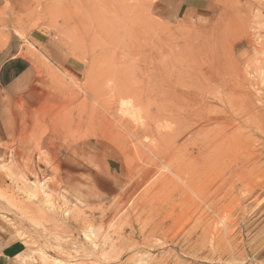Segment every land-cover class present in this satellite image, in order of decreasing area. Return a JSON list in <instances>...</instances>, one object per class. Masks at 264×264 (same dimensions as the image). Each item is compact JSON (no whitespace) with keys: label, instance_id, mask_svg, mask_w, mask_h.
<instances>
[{"label":"rangeland","instance_id":"obj_1","mask_svg":"<svg viewBox=\"0 0 264 264\" xmlns=\"http://www.w3.org/2000/svg\"><path fill=\"white\" fill-rule=\"evenodd\" d=\"M205 1L178 18L159 0H0V50L15 43L35 61L40 96L0 162V204L21 213V220L4 217L22 243V264H43V252L67 264H197L191 258L199 257L264 264V0ZM180 129L189 132L178 142L186 139V149L211 136L212 149L233 151L203 193L172 177ZM61 161L113 176L117 185L76 200L60 179ZM88 228L98 248L85 239ZM212 251L220 255L210 258Z\"/></svg>","mask_w":264,"mask_h":264},{"label":"crops","instance_id":"obj_2","mask_svg":"<svg viewBox=\"0 0 264 264\" xmlns=\"http://www.w3.org/2000/svg\"><path fill=\"white\" fill-rule=\"evenodd\" d=\"M159 2L167 14H173L178 18L206 6L205 0H159ZM16 49L17 45L14 43L0 50V162L7 156L8 147L22 136L28 123L29 111L38 106L37 102L40 99L35 61L20 55ZM80 150V154L85 155L84 147L76 148L77 157ZM93 150L95 156L98 148ZM82 160L83 157L80 161ZM92 163L94 162H90ZM61 164L60 179L65 188L70 190L69 193L76 196L73 197L76 200L78 197L94 199L101 193L110 194V188L117 185L113 176L91 169L81 170L85 169L83 164L76 163V166L72 164V168H64V161H61ZM102 177L107 178L112 184L102 181ZM15 231L13 224L0 214V264H22L24 250L21 241L15 238Z\"/></svg>","mask_w":264,"mask_h":264},{"label":"bare ground","instance_id":"obj_3","mask_svg":"<svg viewBox=\"0 0 264 264\" xmlns=\"http://www.w3.org/2000/svg\"><path fill=\"white\" fill-rule=\"evenodd\" d=\"M257 15V14H256ZM19 33V32H18ZM244 36V35H243ZM251 44V43H250ZM69 47V46H68ZM256 50V49H255ZM255 54V53H254ZM260 53H257L256 54V56H258ZM255 56V58H258V57H256ZM261 58V57H260ZM262 60V59H261ZM261 63V62H260ZM262 69V68H261ZM132 93V92H131ZM127 94V93H126ZM95 95V94H94ZM127 109H129V108H127ZM133 111V110H132ZM133 116L135 117V113H133ZM130 117H131V114H130ZM133 117V118H134ZM236 123V122H235ZM234 123V124H235ZM208 124V123H207ZM183 125V124H182ZM205 126V125H204ZM237 127V126H236ZM250 127V126H249ZM257 127V126H256ZM127 128V127H126ZM183 129V128H182ZM242 129V128H241ZM240 129V130H241ZM186 130V129H185ZM185 130H181L180 129V131H178V132H174V139H173V143L174 144H176V147L177 148H179V150H178V152H177V154H176V156H174V162H172L173 164H169L170 165V167L172 168V172L174 173L173 174V178H174V182L176 181L175 179H181L182 181H183V183H185V185H186V187H188V191H189V188L191 189V190H193L196 194H198V193H203L202 192V189L204 188L203 186H206V188H207V185H208V183L206 184V182H209V180H210V176L212 175V174H216V172L218 171V170H221V168L224 166L225 167V165H224V158L227 156V155H231V153L233 152L232 150V152L230 151V149L232 148V146H234L233 148H234V150L235 151H237V149H235V145H237V143L235 144V142H233L234 140H236V137H235V139L232 141V137H231V140L230 141H232L235 145H231V147L229 148V150L228 151H230L231 153H229L228 154V152H227V150L226 149H221V147H220V150H222V151H218L217 150V148L214 150V149H212V147L209 145V144H207L208 142L210 143L211 142V139L210 138H213V137H209V139H210V141H209V139H208V142H206V140H204L205 138H206V136H205V138H204V136H203V138H202V140H204L203 142L201 141V143H205V144H203V145H199V146H195L194 145V147H192V146H190V148L189 149H186L187 147H186V145H185V143L187 144V140L185 139V141H184V143H182V144H180V143H178L179 142V140H183L184 138H186V133H189V132H187V131H185ZM188 130V129H187ZM203 130V129H202ZM196 131H198V129L196 130ZM235 131H237V130H235ZM239 131V130H238ZM203 132H204V130H203ZM231 132L233 133L234 131H230V134H231ZM197 133V132H196ZM229 133V132H228ZM228 133L226 132L225 133V135L224 136H226V134L228 135ZM236 133V132H235ZM165 134V133H164ZM169 134V133H168ZM242 134V133H241ZM244 134V133H243ZM243 134H242V137H243ZM246 135H247V133H245ZM233 136V135H232ZM241 136V135H240ZM245 136V135H244ZM170 138V137H169ZM217 138V137H216ZM216 138H214V141L215 140H217ZM226 138H227V140H228V137L226 136ZM238 138H240V137H238L237 136V139ZM243 139V138H242ZM241 139V140H242ZM192 140V139H191ZM196 139H194V141H195ZM201 140V139H200ZM222 140H224V139H222ZM228 140V142H230ZM213 141V142H214ZM172 142V141H171ZM183 142V141H182ZM225 142L226 141H222V144H221V140H220V145L219 146H223V144L225 145ZM191 143H192V141H191ZM190 143V144H191ZM198 143H199V141H198ZM232 143V144H233ZM243 143L244 142H242V145H241V147L243 146ZM189 144V145H190ZM193 144V143H192ZM191 144V145H192ZM194 144H196V143H194ZM210 144H212V143H210ZM215 144V145H214ZM214 146H216L217 144H216V142H214ZM231 144V143H230ZM229 144V145H230ZM246 144H247V142H246ZM248 145V144H247ZM218 146V147H219ZM245 147H243V148H247V146L246 145H244ZM256 146V145H255ZM138 147V146H137ZM140 147V146H139ZM138 147V148H139ZM228 147V146H227ZM238 148L240 147V146H237ZM240 147V148H241ZM141 148V147H140ZM215 148V147H214ZM225 148V147H224ZM242 148V149H243ZM248 148H249V145H248ZM247 148V149H248ZM144 149V148H143ZM219 149V148H218ZM241 149V151H243ZM141 150V153H142V149H140ZM217 150V151H216ZM224 150V151H223ZM226 150V151H225ZM245 150V149H244ZM147 151V150H146ZM175 152V151H174ZM238 152V151H237ZM239 152H240V150H239ZM257 152V151H256ZM227 153V154H226ZM242 153V152H241ZM245 153H246V151H245ZM144 154H145V152H144ZM144 154H143V156H144ZM149 154V153H148ZM147 154V155H148ZM233 154V153H232ZM235 154H237V156H238V153H236L235 152ZM234 154V155H235ZM249 154H251V153H249ZM253 154V153H252ZM226 155V156H225ZM243 157H245L246 155H248V154H241ZM240 155V156H241ZM245 155V156H244ZM255 155V154H254ZM225 156V157H224ZM232 156V155H231ZM230 156V157H231ZM241 156V157H242ZM249 156H251V155H249ZM170 157V156H169ZM229 157V158H230ZM240 157V158H241ZM149 158V157H148ZM234 158V157H233ZM232 157L230 158V159H232V160H234ZM235 158H236V156H235ZM246 158V157H245ZM227 159H228V157H227ZM243 159V158H242ZM248 159V158H247ZM254 159V158H253ZM165 160V159H164ZM226 160V159H225ZM227 161H230V160H227ZM227 161H225V164H226V162ZM237 161H238V159H237ZM241 161V160H240ZM250 161V160H249ZM154 162H156V161H154ZM251 162H253V160L251 161ZM233 163V162H232ZM236 164H237V162H235ZM239 163V162H238ZM254 163H255V160H254ZM167 164V163H166ZM230 163L228 162V164L227 165H229ZM252 164V163H251ZM258 165H259V163H257ZM172 165V166H171ZM230 165H232V164H230ZM240 165H242L241 163H240ZM153 166V165H152ZM162 166V165H161ZM259 166H261V165H259ZM165 167V166H164ZM246 167V166H245ZM244 167V168H245ZM253 167H254V165H253ZM170 168V169H171ZM237 168V167H236ZM255 168V167H254ZM259 167H257V169H258ZM166 169V168H165ZM218 169V170H217ZM228 169V168H227ZM217 170V171H216ZM229 170V169H228ZM239 170V169H238ZM241 170V169H240ZM244 170V169H243ZM262 170V169H261ZM166 171V170H165ZM213 171H215V172H213ZM252 171V170H251ZM259 171H260V169H259ZM167 172V171H166ZM211 172H213V173H211ZM230 173V172H229ZM243 173V172H242ZM241 173V174H242ZM214 174V175H215ZM238 174V173H237ZM237 174H236V176H237ZM245 174V173H244ZM262 174H263V172H262ZM169 175V174H168ZM167 175V173H166V176H168ZM243 175V174H242ZM264 175V174H263ZM151 176H153V175H151ZM174 176H176L177 178H175ZM215 176H218V175H215ZM249 176V175H248ZM251 176V175H250ZM261 176V175H260ZM171 177V178H172ZM229 177V176H228ZM238 177V176H237ZM236 177V178H237ZM162 178H163V176H162ZM259 178V177H258ZM262 178H263V176H262ZM211 179H213L212 177H211ZM216 179V178H215ZM240 179V178H239ZM242 179H244V178H242ZM250 179H251V177H250ZM165 180V179H164ZM170 180V178L169 179H167V182ZM173 180V179H172ZM257 180V179H256ZM259 180V179H258ZM262 180V179H261ZM264 180V179H263ZM212 181V180H211ZM210 181V182H211ZM173 182V183H174ZM204 182H205V184L206 185H204ZM252 182V181H251ZM254 182V181H253ZM263 182V181H262ZM169 183L171 184L172 182H170L169 181ZM172 183V184H173ZM259 183H261V182H259ZM177 184V183H176ZM175 184V185H176ZM210 184V183H209ZM249 184H250V181H249ZM262 184H264V182L262 183ZM175 185H173L174 186V189H175V187H177V186H175ZM181 186V185H180ZM248 186V185H247ZM260 186V185H259ZM263 185H261V187H262ZM179 187V186H178ZM182 187V186H181ZM237 187V186H236ZM235 187V188H236ZM168 189V188H167ZM177 189H179V188H176V192L178 191ZM185 189H187V188H185ZM246 189V188H245ZM252 189V188H251ZM250 189V190H251ZM254 189V188H253ZM170 190H171V187H170ZM183 190V189H182ZM248 190H249V188H248ZM172 191V190H171ZM180 192H181V190H179ZM206 191H207V189H206ZM209 191V190H208ZM229 191H231V190H229ZM245 192H247L246 190H244ZM253 191V190H252ZM169 193H170V191H168ZM180 192H179V194H180ZM186 192H187V190H186ZM223 192V191H222ZM221 192V193H222ZM238 192V191H237ZM254 192V191H253ZM164 193V192H163ZM178 193V192H177ZM182 193V192H181ZM230 193V192H229ZM247 193H249L250 194V191L249 192H247ZM247 193H245L246 195H247ZM252 193V192H251ZM168 194V193H167ZM167 194H166V196H167ZM172 194V193H171ZM223 194V193H222ZM240 194V193H239ZM244 194V195H245ZM248 194V195H249ZM206 195V194H205ZM207 195H209V192H207ZM241 195H243V193L241 194ZM247 195V196H248ZM165 196V197H166ZM171 196V195H170ZM170 196H169V198H170ZM173 196H175L174 194H173ZM173 196L171 197V198H173ZM213 196V195H212ZM211 196V197H212ZM238 196V195H237ZM251 196H252V194H251ZM250 195H249V197H251ZM258 196V195H257ZM164 197V198H165ZM178 197H180V196H178L177 195V198ZM206 197H208V196H205V198ZM215 197V196H214ZM221 196H219V198H220ZM227 197V195H225V198ZM232 197V196H231ZM176 198V197H175ZM202 198V197H201ZM205 198H203V200H205ZM224 198V197H223ZM223 198H220L221 200H223ZM241 198V197H240ZM258 198H260V197H258ZM257 198V199H258ZM174 199V198H173ZM210 199V198H209ZM212 199H213V197H212ZM211 199V200H212ZM215 199H216V197L214 198V201H215ZM237 199V198H236ZM236 199H234L233 200V202L236 200ZM263 199V198H262ZM207 200V199H206ZM217 200V199H216ZM241 200V199H240ZM220 201V200H219ZM238 201V200H237ZM237 201H235V202H237ZM260 201V200H259ZM0 202H3L2 201V199H0ZM242 202V201H241ZM241 202H239V203H241ZM253 202V201H252ZM257 202H258V200H257ZM172 203V202H171ZM208 204H210L211 202L209 201V202H207ZM218 203V202H217ZM220 203H221V201H220ZM254 203V202H253ZM165 204H167L166 202H165ZM207 204V205H208ZM214 204V203H213ZM237 204V203H236ZM172 205V204H171ZM197 205H199V204H197ZM204 205V204H203ZM215 205H216V203H215ZM214 205V206H215ZM3 204L1 205L0 204V213L3 215V216H5V217H8V218H11V219H14L18 214L20 215L21 213L19 212V213H17V211H14V210H16V209H14L15 207L11 204H9L8 203V209H4L3 207ZM213 206V207H214ZM218 206V205H217ZM241 206V205H240ZM53 207V206H52ZM202 207V206H201ZM208 207V206H207ZM213 207H212V205L211 206H209V209H213ZM236 207H238V204H237V206ZM167 208H169V206L167 207ZM166 208V209H167ZM215 208V207H214ZM219 208V211H214V212H216V213H218V214H220V212H222V210L223 209H220V206L218 207ZM240 208V207H239ZM248 208H250V207H248ZM53 209V208H52ZM165 209V208H164ZM165 209V210H166ZM205 209V208H204ZM227 209H228V207H227ZM235 209V208H234ZM237 209V208H236ZM8 210V211H7ZM176 210V209H175ZM203 210V209H202ZM215 210V209H214ZM221 210V211H220ZM162 211H164V210H162ZM204 211H206V210H204ZM207 211L209 212L210 210H208L207 209ZM246 211V210H245ZM256 211V210H255ZM16 212V213H15ZM200 212V211H199ZM202 212V211H201ZM200 212V213H201ZM211 212V211H210ZM234 212V211H233ZM158 214H159V212H157ZM166 213V212H165ZM205 212H203V214H204ZM207 213V212H206ZM245 213V212H244ZM247 213V212H246ZM15 214V215H14ZM17 214V215H16ZM158 214H156V215H158ZM198 214V213H197ZM241 214H242V212H241ZM69 215V214H68ZM161 215V214H160ZM205 215V214H204ZM207 215H208V213H207ZM210 215V214H209ZM208 215V216H209ZM244 215V214H243ZM248 215V214H247ZM67 216V215H66ZM198 216V215H197ZM224 216V215H223ZM222 216V217H223ZM232 216V215H231ZM21 217V216H20ZM20 217L18 216V217H16V218H19V220H21L20 219ZM25 217V216H24ZM24 217H22V219L24 218ZM202 217H203V215H202ZM205 217V216H204ZM203 217V218H204ZM214 217V216H213ZM220 217V216H219ZM221 217V218H222ZM201 218V217H200ZM25 219V218H24ZM23 219V220H24ZM197 220V219H196ZM203 220V219H202ZM207 220V219H206ZM205 220V221H206ZM209 220V219H208ZM208 220H207V222L204 224L203 223V226H204V228L206 227L205 225H207V223H209L210 221H211V219H210V221L208 222ZM213 220V219H212ZM218 221H219V219H217ZM204 221V220H203ZM202 221V222H203ZM215 221V220H214ZM214 221H213V223H214ZM200 222V221H199ZM202 222H201V224H202ZM216 222V221H215ZM197 223V222H196ZM212 223V224H213ZM223 223H224V221H223ZM211 224V225H212ZM215 224H213L212 225V229H213V226H214ZM197 226H198V223H197ZM202 226V227H203ZM208 227H209V225H207ZM231 226H233V225H231ZM201 227V226H200ZM199 227V228H200ZM201 227V228H202ZM37 228L39 229V226H37ZM195 228H197L196 227V225H195ZM207 228V227H206ZM205 228V229H206ZM211 227H209V228H207L208 230L210 229ZM38 229H36V230H38ZM228 229V228H227ZM36 230H35V232H36ZM41 230V229H40ZM39 230V231H40ZM229 230V229H228ZM228 230H225V232H229ZM203 231H205V230H203ZM207 231V230H206ZM223 231H224V229H223ZM231 231V230H230ZM38 232V231H37ZM36 232V233H37ZM210 232H211V229H210ZM215 231H213V233H214ZM218 232V231H217ZM220 232V231H219ZM222 232V231H221ZM39 233V232H38ZM42 233L45 235V236H47V232L46 231H44V230H42ZM234 233V232H233ZM207 234H210V233H207ZM207 234H206V237H207ZM222 234V233H221ZM225 234V233H224ZM230 234V233H229ZM156 235V234H155ZM154 235V236H155ZM211 235V234H210ZM210 235H208V237L210 236ZM215 235V234H214ZM219 235V234H218ZM232 235V234H231ZM40 236H41V234H40ZM94 236V230L92 229V228H88L87 229V231L85 232V239L87 240V242L89 241V242H91V245H93L94 246V248H98V244H96L95 242H93V239H92V237ZM157 236V235H156ZM222 236V235H221ZM227 236V235H226ZM158 237V236H157ZM201 237V236H200ZM216 237H218V236H216ZM44 238V237H43ZM49 238V237H48ZM160 238V236L158 237V239ZM167 238V237H166ZM205 237H203V239H204ZM211 238H212V235H211V237H210V240H211ZM214 239H215V236L213 237ZM161 239V238H160ZM163 239H165V238H163ZM175 239V238H174ZM207 239V238H206ZM218 239H220V238H218ZM225 239V238H224ZM229 239V238H228ZM46 240V239H45ZM59 239H57V240H53V246H54V248H58L59 249V247H60V244H59V241H58ZM205 240V239H204ZM204 240H201V241H203V242H200L201 244L203 243L204 245L203 246H206L205 245V243H204ZM209 240V239H208ZM209 240V241H210ZM222 240V239H221ZM221 240H216V242L217 241H221ZM234 239H232L231 241H233ZM43 241V240H42ZM62 241V240H61ZM154 241V240H153ZM159 241V240H158ZM157 241V242H158ZM198 241V240H197ZM199 241H200V238H199ZM206 241V240H205ZM223 241V240H222ZM227 241V240H226ZM228 241H230V239L228 240ZM160 242V241H159ZM164 242V241H163ZM163 242H160V243H163ZM174 242H176V241H174ZM211 242H213V240L211 241ZM250 242V241H249ZM43 243V242H42ZM51 243V244H52ZM155 243V241L153 242V244ZM166 243V242H165ZM165 243H163V245L165 246ZM197 244L199 243V242H196ZM195 243V244H196ZM207 243V242H206ZM44 244V243H43ZM156 244H158V243H156ZM196 244V245H197ZM201 244H198V245H201ZM208 244V243H207ZM212 244V243H211ZM210 243L208 244V246L209 245H211ZM214 244H216V243H214ZM234 244H236L235 242H234ZM238 244V243H237ZM48 245H50V244H48ZM162 245V244H161ZM194 245V244H193ZM197 245V246H198ZM218 245V244H217ZM222 245V244H221ZM223 245H224V243H223ZM47 246V245H46ZM160 246V245H159ZM163 246V247H164ZM169 246H170V244H169ZM191 246L192 245H189V248L191 249ZM212 246V249H213V251L214 252H217V250L219 249L220 251H218V252H221V249H220V247H222V246H220L219 248H218V246H214V245H211ZM210 246V247H211ZM224 246H226V245H224ZM229 246V245H228ZM231 246V245H230ZM235 246H237V245H235ZM62 247V246H61ZM162 247V246H161ZM166 247V246H165ZM198 247H201V246H198ZM63 248H64V246H63ZM102 248V247H101ZM101 248L99 247V250L98 251H100L101 250ZM230 248V247H229ZM238 249H239V247H237ZM51 249V248H50ZM66 249V248H65ZM69 249L70 250H72L71 249V247H69ZM103 249H105V247L103 248ZM189 249V250H190ZM194 249H195V246H194ZM193 249V250H194ZM198 249V248H197ZM200 249V248H199ZM203 249V248H202ZM207 249V248H206ZM211 249V248H210ZM211 249V250H212ZM222 249L224 250V248L222 247ZM236 249V248H235ZM237 249V250H238ZM91 250V249H90ZM90 250H89V254H90ZM152 250V249H151ZM184 250V249H183ZM187 250V252H188V248L186 249ZM185 250V251H186ZM193 250H192V252H193ZM42 251V250H41ZM47 251V250H46ZM94 251V250H93ZM93 251H91L94 255L96 254V253H94ZM105 251V250H104ZM194 251H197L196 249L194 250ZM201 250H199V252H200ZM205 251H207V250H205ZM210 251V250H209ZM212 251V252H213ZM227 251H229V249L227 250ZM233 251V250H232ZM33 252V251H32ZM87 252H88V250H87ZM86 252V253H87ZM103 252V251H102ZM189 252H191V251H189ZM211 253L210 252V254L208 253L207 255H209V257H210V255H216V254H219L220 255V253ZM225 251H223V253H224ZM238 252V251H237ZM40 253V252H39ZM91 253V254H92ZM201 253H203V252H201ZM207 253V252H206ZM230 253H232L231 252V248H230ZM239 253V252H238ZM238 253H236V254H238ZM43 254V259L45 260L44 261V263L43 264H47L48 262H46L47 261V259L48 260H50V261H52L51 259H53V261H55L54 263L55 264H67V263H65V260H64V258L62 259V258H59V257H52V256H50V255H48V254H46V253H42ZM41 254V255H42ZM75 254V253H74ZM98 254H100V252L98 253ZM103 254H105V253H103ZM199 253H198V251H197V255H198ZM205 254V253H204ZM221 254H222V252H221ZM224 254H226V252L224 253ZM223 254V255H224ZM228 254H229V252H228ZM233 254H234V252H233ZM232 254V255H233ZM235 254V256H237ZM241 254V253H240ZM119 255V254H118ZM117 255V256H118ZM191 255H192V253H191ZM196 254L193 252V258H194V256H195ZM227 255V254H226ZM87 256V255H86ZM103 256H105V255H103ZM184 256V255H183ZM202 256V255H201ZM204 256V255H203ZM235 256H233V257H235ZM241 256H242V254H241ZM75 257V256H74ZM185 257V256H184ZM196 257V256H195ZM198 257V256H197ZM205 257V256H204ZM208 257V256H207ZM208 257V258H209ZM212 257V256H211ZM210 257V258H211ZM216 257V256H215ZM220 257V256H219ZM218 257V258H219ZM223 257V256H222ZM227 257V256H226ZM232 257V258H233ZM41 258V257H40ZM49 258H51V259H49ZM66 258V257H65ZM76 258V257H75ZM80 258V257H79ZM185 258H187L188 259V257H185ZM203 258V257H202ZM217 258V259H218ZM224 258H225V255H224ZM243 258V257H242ZM69 259V258H68ZM220 259H221V257H220ZM228 259V258H227ZM236 259V258H235ZM191 260H193V262L194 261H196L197 262V264H213V263H216L217 264V262H213V263H211L210 262V260H208L209 262H207L206 260H204V258H203V260L201 259L200 260V257H199V260H194V259H192L191 258ZM213 260V259H212ZM219 260V259H218ZM223 260V259H222ZM230 260V259H229ZM232 260V259H231ZM230 260V261H231ZM240 260H243V259H241V257H240V259H239V261L238 262H240ZM246 260V259H245ZM42 261V260H41ZM221 261V260H220ZM220 261H218V262H220ZM224 261V260H223ZM228 261V260H227ZM233 261V260H232ZM67 262H68V260H67ZM141 262H143V261H141ZM145 262V261H144ZM143 262V263H144ZM161 262H162V264H165L162 260H161ZM222 262V261H221ZM220 262V263H221ZM236 262V261H235ZM241 262H243V261H241ZM51 263V262H50ZM69 263V262H68ZM178 263V262H177ZM227 263H229V261L227 262ZM227 263H225V264H227ZM52 264V263H51ZM191 264V263H190ZM223 264V263H222ZM232 264H234V261H233V263Z\"/></svg>","mask_w":264,"mask_h":264}]
</instances>
